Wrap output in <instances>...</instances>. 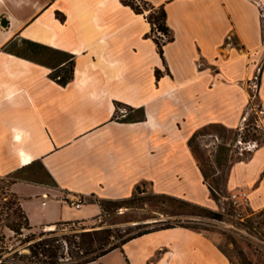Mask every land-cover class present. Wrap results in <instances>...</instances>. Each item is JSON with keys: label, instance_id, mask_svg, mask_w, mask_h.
I'll list each match as a JSON object with an SVG mask.
<instances>
[{"label": "crops", "instance_id": "obj_1", "mask_svg": "<svg viewBox=\"0 0 264 264\" xmlns=\"http://www.w3.org/2000/svg\"><path fill=\"white\" fill-rule=\"evenodd\" d=\"M146 1L167 11L173 39L164 59L148 12L122 0H0V176L17 175L12 191L35 229L93 222L98 202L70 200L130 197L142 182L202 206L213 200L190 139L213 124L238 128L251 101L247 81L264 58V0ZM23 40L74 55L72 80L62 84L52 66L6 49ZM260 96L264 104V68ZM130 106L144 107V120L123 121L118 109ZM35 165L53 185L27 175ZM228 186L250 187L251 209H264V143L232 166ZM157 235L139 264H234L215 242L205 262L188 240L209 236L183 226L88 264H111L116 253L137 264L128 245Z\"/></svg>", "mask_w": 264, "mask_h": 264}, {"label": "trees", "instance_id": "obj_2", "mask_svg": "<svg viewBox=\"0 0 264 264\" xmlns=\"http://www.w3.org/2000/svg\"><path fill=\"white\" fill-rule=\"evenodd\" d=\"M122 2L129 5L139 14L144 13L146 9L150 10L146 15L152 26L149 35L152 36L157 43L158 50L164 59V45L167 41L173 39L171 29L167 23L165 5L155 6L146 0H122ZM227 42H229V39ZM6 49L16 51L19 55L52 66V77L62 84H67L74 77L75 61L74 55L70 53L30 40H23L20 45L16 42H12L10 46H6ZM62 64L64 65L60 66ZM68 66L70 68L67 70ZM263 68L264 66L260 69V79L262 77ZM156 74L159 77L161 71L157 69ZM58 76H60V78H58ZM127 108L129 109V113L126 117L122 118L123 121L144 120V107L134 108L130 106ZM209 127H214L217 130H227L226 127L220 124H213ZM207 128L208 127H205L195 132L190 139V146L193 153L196 155L205 181L208 183L213 195L216 196V191L220 192L219 183L217 181L213 182V184L209 182L210 176L208 171L204 167L201 156L198 154L197 147L193 144L200 135L205 134ZM220 135L224 136L222 133H220ZM228 150L229 148L226 145H219L216 157L218 165L221 159L226 158L225 154ZM16 179V174H9L4 177L0 176V264H88L98 260L115 249H122L127 242L156 230L175 226L191 227L195 229L200 228L195 225L182 223L178 225H156L134 233L129 230L124 231L121 228L112 227L77 231L75 226L78 222H58L54 224L56 227L52 230H44V227H42L40 231H35V228L30 223L28 214L22 206L21 197L12 191V185L16 182ZM143 184V182L140 183L130 197L122 199H100L99 204L102 211H108L111 208L118 209L120 207L140 209L144 207L142 206L144 202H165L167 200H173L179 202L181 205L191 206L201 214L204 213L212 217L222 216L221 213L217 211L184 201L166 193H155L149 196H142V194L146 192L142 187ZM261 212H264V209ZM160 222L165 223V221ZM153 223L146 224L149 225ZM136 226L141 227V224H137ZM7 230L10 231L12 235H9ZM20 245H25L29 253H23L20 249H17V246ZM221 251L225 253L223 249H221ZM240 254L241 260L237 264H253L246 259L242 251H240ZM226 256L228 257L227 254ZM230 261L233 262L231 259Z\"/></svg>", "mask_w": 264, "mask_h": 264}, {"label": "rangeland", "instance_id": "obj_3", "mask_svg": "<svg viewBox=\"0 0 264 264\" xmlns=\"http://www.w3.org/2000/svg\"><path fill=\"white\" fill-rule=\"evenodd\" d=\"M146 11L148 13L150 12L149 9H146ZM262 12H264V2H262ZM262 17L264 38V16ZM233 38L234 36L232 35V39ZM262 66H264V58H262L261 62L258 64L253 77L247 81L246 86L249 90L251 101L242 114L238 128L217 130L214 127H208L205 134L200 135L193 143L197 147L198 154L201 156L204 167L208 171L210 176L209 182L213 184V182L217 181L219 183L220 193L215 196L211 192V198L213 200L208 206H204L213 211L219 212L224 206H227L225 197L232 191V188L228 186V174L232 166L237 162L248 160L256 148L264 143V104L260 96L261 79L259 76ZM69 68L68 66L67 70ZM220 133L224 134V136H221ZM251 141L255 142L257 146L249 149L248 142ZM220 144L226 145L229 150L225 154L226 158L221 159L218 165L216 157ZM193 155L196 158L194 153ZM27 175L37 181L53 185L50 177L40 165H35L30 168ZM143 183L142 187L146 192L143 193L142 196L159 193L156 192L150 182ZM177 198L190 202L182 197ZM99 200L100 199L96 197L89 196L85 200V203L91 201L99 203ZM142 206L144 207L140 209L120 207L118 209L111 208L108 211H102L101 208L100 216L96 217L93 222L88 224L78 223L75 228L77 231H86L112 227L121 228L124 231L129 230L134 233L147 227L161 224H191L200 227L197 230L209 236H194L188 240V243L197 250L196 253L200 254L205 262L214 260L211 252L212 246L210 244L215 242L235 264L241 260L240 251H242L246 259L253 264H264V212H261L263 209H251V215L245 222L234 223L239 229L235 233H232L223 227L212 225L210 223L211 216L204 213L201 214L191 206L181 205L177 201H149L147 203H142ZM160 221H165V223ZM146 223L153 224L147 225ZM137 224H141V227L136 226ZM40 230L41 228L35 229V231ZM44 230L47 229L44 227ZM7 233L12 235L8 230ZM162 238V235H157L155 237L139 239L129 244L125 253L130 255L131 258L139 264L152 249L156 247V244L162 240ZM17 249H20L23 253H29L25 245L17 246ZM108 261L111 264H122V255L116 253L112 257L106 259L105 263ZM215 263H217L216 260Z\"/></svg>", "mask_w": 264, "mask_h": 264}, {"label": "built area", "instance_id": "obj_4", "mask_svg": "<svg viewBox=\"0 0 264 264\" xmlns=\"http://www.w3.org/2000/svg\"><path fill=\"white\" fill-rule=\"evenodd\" d=\"M264 16V12H262ZM161 34V33H160ZM60 78V76H58ZM129 109L127 107H120L118 109V115L124 118L128 115ZM255 142H248V148L252 149L256 147ZM251 188L248 186H241L233 189L226 197L227 206H224L219 213L221 217H212L210 223L215 226L223 227L229 232L235 233L239 228L234 225L235 222H245L251 215V200H250ZM85 197H78L70 200V204L76 208H80L85 203Z\"/></svg>", "mask_w": 264, "mask_h": 264}, {"label": "water", "instance_id": "obj_5", "mask_svg": "<svg viewBox=\"0 0 264 264\" xmlns=\"http://www.w3.org/2000/svg\"><path fill=\"white\" fill-rule=\"evenodd\" d=\"M51 226H54V227H51ZM56 227V225H50V226H48L46 229L47 230H52V229H54Z\"/></svg>", "mask_w": 264, "mask_h": 264}, {"label": "bare ground", "instance_id": "obj_6", "mask_svg": "<svg viewBox=\"0 0 264 264\" xmlns=\"http://www.w3.org/2000/svg\"><path fill=\"white\" fill-rule=\"evenodd\" d=\"M51 227H54V226H51Z\"/></svg>", "mask_w": 264, "mask_h": 264}]
</instances>
